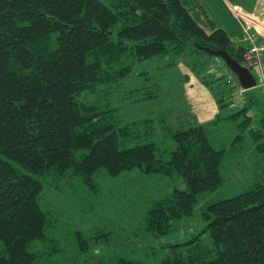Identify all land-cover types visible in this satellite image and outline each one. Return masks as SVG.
I'll list each match as a JSON object with an SVG mask.
<instances>
[{"label":"trees","instance_id":"1","mask_svg":"<svg viewBox=\"0 0 264 264\" xmlns=\"http://www.w3.org/2000/svg\"><path fill=\"white\" fill-rule=\"evenodd\" d=\"M112 5L0 0V264L99 262L95 243L111 231L93 225L64 233L66 191L96 203L108 194L96 174L131 173L150 178V186L132 181L140 189L135 195L126 192L147 206L142 232L150 240L112 264H264V174H247L264 156V114H248L263 103L261 92L244 89V103L231 110L236 81L218 92V111L205 122L187 105L177 113L163 106L174 96L161 78L175 69L173 58L204 45L244 64L247 42L232 41L202 0ZM151 68L157 71L146 76ZM137 70L153 81L136 79ZM131 94L145 103L142 128L123 113L121 102ZM236 148L243 152L233 156ZM198 201L205 203L204 226L163 240Z\"/></svg>","mask_w":264,"mask_h":264},{"label":"rangeland","instance_id":"2","mask_svg":"<svg viewBox=\"0 0 264 264\" xmlns=\"http://www.w3.org/2000/svg\"><path fill=\"white\" fill-rule=\"evenodd\" d=\"M100 1L111 8L113 7V0ZM258 1L259 0H203V3L206 6L205 8L208 9L210 14L214 17V19H216L219 25L228 29V32H231V34L236 33V35L240 37V39H244L245 32L239 22V19L234 16V8H238L240 12L247 14L249 17L257 19V16L259 15L258 11L256 10ZM238 4H240L241 6L239 7ZM193 51H185L184 53H181L177 57L173 58V61L176 64L175 69H167V71L162 73V80L170 82L169 89H175L174 96L170 97L166 103H163V106L167 109H172L171 113H177L175 108L181 107L179 109V112H182V107H185L184 105H187L189 111L195 114V110H193L191 103H189L185 95V87L189 83L190 79L193 80V78H198L200 83H203L208 89L207 91L209 92V94H207V96L210 98V100L213 99L215 104V111L211 115V117L205 120H201L197 118L196 114L194 115V118H196L197 121L205 122L213 118L215 113L218 111L216 103L217 95L219 96V93L222 90L224 92H227L228 88L232 86L233 83H236V79L233 73H231L229 69H226L225 63L221 58L216 56L210 57L209 53L203 49L202 51ZM149 66L150 64H148V67L143 68L148 69ZM161 67L163 70L164 64H161ZM154 71H157V69L151 68L150 72H148L146 76H152ZM225 73L226 75L222 76L219 80H213L216 76L221 74L224 75ZM138 76H141L144 79L146 78L145 73H142L139 70H137L135 78L139 79ZM135 78L132 76L130 81H135ZM227 79L229 80L227 81ZM208 80L213 81L208 83ZM130 81L128 78V86L131 85L128 84V82ZM145 81L149 83L153 81V78L145 79ZM123 87L125 88V86ZM234 87L235 91L239 88L237 86ZM244 94L245 92L243 93V95ZM230 96L231 104L229 107L231 108V110L240 108V106L244 103L235 102L234 93ZM130 97H124L123 99L125 100L121 102L124 106V116L129 119L134 118L137 121L138 128H142V126L144 125V123L142 122L144 118H142L141 116H144L143 105L145 103L144 101L134 102L133 100L136 97L132 96V94L130 95ZM260 98L262 99L261 96ZM160 100H163V98H160ZM261 102L263 103L259 104L258 106L251 107V112H248V114L252 115L250 119L259 117L260 113L262 115L264 114V98ZM157 110H161L158 104L155 107L154 112H156ZM230 127L231 126L227 125V131ZM238 144L239 143H237V145ZM243 144L247 146V142L245 140H243ZM239 147H241V144H239ZM242 152L243 149L238 151L236 148L233 151V156L235 154H241ZM164 155L168 157L169 152L166 151ZM253 162L254 163L252 164L253 167L251 172L250 170L249 172H247L248 176L251 175L250 178H253L252 174H257L258 176L264 174V156L258 155V157H256ZM236 170L237 169L235 168V171ZM123 177L124 179L120 176L113 179L112 177L107 178L96 174L95 178L104 186L105 193H108L106 194L107 197L104 200H100V198H98L96 203H93L92 196L80 197V193H76V191H72L71 189H67L66 191V210L62 214L64 215V217H62L64 227L61 229L64 233L72 232L75 229L86 230L89 228H93V225L103 227L111 231L108 240L102 238L95 243V246L97 248L96 251L98 255H100L101 259L99 262L95 259L94 261L96 262L91 261L90 264H112L120 255H125L132 252H140V250L150 240L142 232L144 212L147 206L144 203H135V200H132L133 198L131 197V194L135 195V193H138L140 191V189L138 188H133V184L137 183H132V181H137L138 179L139 183H144L145 186H150V178H144L141 175L136 178L132 173L126 177ZM104 181H108L109 183L104 185ZM123 183L125 189L121 188L123 187L121 186V184ZM110 187H118L117 189L121 190L111 189ZM132 191L135 192L132 193ZM126 192H130L131 194H127ZM224 192L225 191L223 190L221 192L215 191L213 193H208L205 195L204 200L208 199L209 201H212L214 199H217V197L225 195L226 193ZM151 195L152 191L150 190L148 192V196ZM49 201H51L50 198ZM200 205L205 206V203L203 201H198L194 207L192 215L183 217L175 221L174 227L176 231L169 236H165L163 240H175L179 237L186 238L190 235L191 232H197L198 230H200L204 226V222L201 217ZM93 243L94 242L92 239V244ZM96 256L97 255H94V258H96ZM89 260L90 259L88 258V261Z\"/></svg>","mask_w":264,"mask_h":264},{"label":"crops","instance_id":"3","mask_svg":"<svg viewBox=\"0 0 264 264\" xmlns=\"http://www.w3.org/2000/svg\"><path fill=\"white\" fill-rule=\"evenodd\" d=\"M238 6L240 7L241 5L238 4ZM256 10L258 11V14H259L257 16V19L250 17L254 21L252 28H253L254 32L258 35V38L264 44V0L258 1L257 6H256ZM207 11H208V9H207ZM209 14H210V12H209ZM211 17L214 19V17L212 15H211ZM214 21L218 26L222 27L226 31V33L228 34V36L230 37V39L232 41L241 42L244 40V39H240V37H238L236 35V33L231 34V32H228V29L219 25L218 22L216 21V19H214ZM253 88H255L257 91L261 92L260 89L256 86H254ZM207 90L208 89L205 87V85L203 83H200L198 78L197 79L193 78V80L190 79L189 83L185 87V95H186L189 103H191L193 110H195L194 112H195L197 118L201 119V120H205V119L211 117V115L215 111L214 101H213V99L210 100V98L207 96V94H209V92ZM261 96H262V98H264V96L262 95V92H261Z\"/></svg>","mask_w":264,"mask_h":264},{"label":"built area","instance_id":"4","mask_svg":"<svg viewBox=\"0 0 264 264\" xmlns=\"http://www.w3.org/2000/svg\"><path fill=\"white\" fill-rule=\"evenodd\" d=\"M234 16L239 19L242 25L247 42V48L243 52V61L250 68L256 78V87L264 95V44L259 41L258 35L254 32L252 25L254 21L247 15L234 8ZM238 83V82H237ZM238 89L234 92V99L237 103L245 101L244 89L238 84Z\"/></svg>","mask_w":264,"mask_h":264},{"label":"water","instance_id":"5","mask_svg":"<svg viewBox=\"0 0 264 264\" xmlns=\"http://www.w3.org/2000/svg\"><path fill=\"white\" fill-rule=\"evenodd\" d=\"M200 47L209 54L219 56L231 73H233L236 81L243 89H249L256 86V78L250 68L231 56L225 49L212 48L204 45H200Z\"/></svg>","mask_w":264,"mask_h":264}]
</instances>
